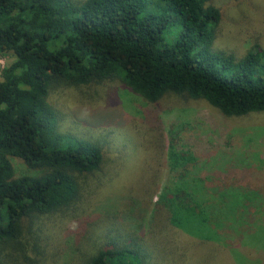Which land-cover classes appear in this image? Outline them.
Returning <instances> with one entry per match:
<instances>
[{
    "label": "rangeland",
    "instance_id": "374dc122",
    "mask_svg": "<svg viewBox=\"0 0 264 264\" xmlns=\"http://www.w3.org/2000/svg\"><path fill=\"white\" fill-rule=\"evenodd\" d=\"M211 1L221 12L214 50L264 49V0ZM13 60L0 54V71ZM48 100L59 130L100 143L103 163L79 177L70 207L38 219L42 254L30 245L22 264H85L97 247L116 249L111 264H264V112L226 116L178 93L149 102L119 80L59 84ZM170 152L185 165L171 171ZM179 188L204 212L179 208L173 226L165 199Z\"/></svg>",
    "mask_w": 264,
    "mask_h": 264
},
{
    "label": "trees",
    "instance_id": "16d2710c",
    "mask_svg": "<svg viewBox=\"0 0 264 264\" xmlns=\"http://www.w3.org/2000/svg\"><path fill=\"white\" fill-rule=\"evenodd\" d=\"M171 18L180 31L167 42ZM220 18L211 0H0V54L14 55L0 71V264H22L30 245L41 255L38 219L70 207L103 163L100 143L59 130L57 85L119 80L149 102L178 93L226 116L264 112V49L214 50ZM13 157L31 173L16 175ZM170 157L171 171L185 165ZM184 190L165 199L173 226L179 208L204 212ZM115 250L85 264H111Z\"/></svg>",
    "mask_w": 264,
    "mask_h": 264
}]
</instances>
